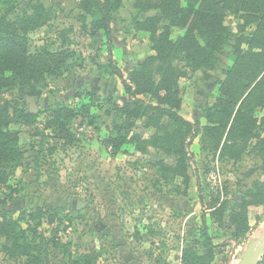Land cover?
<instances>
[{
    "label": "rangeland",
    "instance_id": "rangeland-1",
    "mask_svg": "<svg viewBox=\"0 0 264 264\" xmlns=\"http://www.w3.org/2000/svg\"><path fill=\"white\" fill-rule=\"evenodd\" d=\"M4 1L9 3L2 8L12 6L17 14L31 12L30 6L37 3L49 9L50 22L29 35L30 50L61 52L67 62L62 74L48 76L40 96H23L19 89L2 91L4 98L36 117L33 124L8 127L21 137L24 160L9 179L11 188L0 192L6 199L0 214L13 220L23 216L19 223L27 228L24 212L56 209L54 225L46 215L38 232L50 236L43 231L57 226L61 242L73 256L95 252L100 255L97 264H185L186 249L208 252L201 244L204 230L216 246L206 264H240L248 244L264 232V194L253 189L255 183H264V141L260 142L264 110L257 112L256 132L262 138L253 136L238 158L221 152L226 137L214 150L207 128L223 118L216 112L224 108L222 82L235 66L237 37L251 38L257 23L244 26L243 18L227 12L224 24L233 38L216 53L213 68L194 70L184 54L173 55L166 63V52L162 49L160 54L156 47L164 31L176 42L186 28L172 24L168 16L162 18L159 9L138 8V0H123L111 13L110 40L97 27L98 10L86 9V0ZM152 17L160 20L153 24L158 27L156 35L141 27ZM241 48L250 50L248 43ZM113 63L133 88L136 70L143 69L157 82L162 67L170 66L177 76L179 106L174 110L190 126L154 111L138 117L115 112L117 105L128 102V94ZM137 96L159 104L151 94ZM57 105L77 111L68 125L69 140L58 138L46 126ZM116 120L124 126L120 146L111 141L117 136ZM182 142L186 176L174 167ZM163 163L174 168L166 173ZM244 199L249 202L246 209L240 207ZM236 211L242 216L234 223ZM59 217L65 220L60 223ZM236 232L245 233L236 238ZM4 244L0 236V264H25V258H11ZM62 251L50 250V264H68ZM257 264H264V254Z\"/></svg>",
    "mask_w": 264,
    "mask_h": 264
},
{
    "label": "trees",
    "instance_id": "trees-1",
    "mask_svg": "<svg viewBox=\"0 0 264 264\" xmlns=\"http://www.w3.org/2000/svg\"><path fill=\"white\" fill-rule=\"evenodd\" d=\"M86 1L88 6L86 9L98 10L100 19L97 27L104 29L110 40L111 13L120 7L123 0ZM8 3L0 0V192L5 188H11L9 179L16 173L17 168L21 167L24 160L21 137L8 127L13 123L33 124L36 117L25 108H20L4 98L2 91L19 89L23 96H40L47 85L48 76L62 74L67 62L61 52L54 53L43 47L37 48L34 52L30 50L29 35L50 22L49 9L42 3H37L30 6L31 12L24 11L22 14H17L12 6L8 9L2 8V5L5 7ZM137 6L140 9H159L162 18L168 16L172 24L186 28L185 35L176 42L169 40V32L164 31L158 36L156 47L160 54L162 49L166 52L165 57H168L166 63L171 56L184 54L194 70L213 68L216 64V53L233 38L234 33L224 24L227 12L230 11L243 18L244 26L257 23V29L251 38L242 35L237 37L236 63L222 82L221 105H224V108L216 112L223 118L218 125L207 128V135L213 142L214 150L220 148L226 137L221 152L232 158H238L241 152L246 150L253 136L262 138V135L256 131L257 112L259 109L264 110V0H138ZM158 21L160 22L158 17L148 18L141 23V27L144 26V29L153 31L152 33L156 35L158 27L153 24ZM244 43L249 44L250 50H242ZM165 65L157 82L144 73L143 69L136 70L133 77L135 88H133L124 79L118 66L113 63L114 73L122 80L128 94V102L122 106L117 105L115 112L125 117H138L140 114L154 111L179 125L190 126V123L174 110L179 106L177 76L170 66ZM262 74L263 76L235 111L244 94ZM138 94H151L159 104H149L139 98ZM76 113L75 109L57 105L53 108L46 126L53 128L58 138L69 140L71 133L68 125ZM232 117L233 121L230 122ZM118 123L119 121L116 120L114 125L117 136L111 141L117 140V146H120L124 138L122 135L124 126ZM229 123L231 125L228 128ZM262 141L264 138L260 140ZM184 146L185 143L181 144V155L174 165L176 172H180L182 176H186ZM163 166L166 173L171 171L169 168L171 166L167 167L164 163ZM254 185L253 189H259L258 195L264 194V183ZM249 195L255 196L251 192ZM5 202L6 199L0 195V204ZM247 205L249 202L245 199L240 203L243 209H246ZM52 212L56 216L59 215L56 209L45 211L37 208L24 212V219L28 220L27 228H23L19 223L23 216L19 220H13L6 213L0 214V236L5 238L4 249L10 257L25 258V264H50V250L54 248L63 249L62 253L65 254L68 264H97L100 255L95 252L73 256L67 249L68 245L61 242L58 236L60 230L57 226L43 231L51 232L50 236L38 232L46 215L49 216L48 223L54 225L55 214ZM232 216V220L236 223L241 218L242 212L236 211ZM36 219L39 220L34 224L33 221ZM64 220V217L58 218L60 223ZM244 233L236 232L234 236L240 238ZM201 244L208 252L202 254L198 249H186L185 264H206L210 261L216 246L207 230L203 232Z\"/></svg>",
    "mask_w": 264,
    "mask_h": 264
},
{
    "label": "water",
    "instance_id": "water-1",
    "mask_svg": "<svg viewBox=\"0 0 264 264\" xmlns=\"http://www.w3.org/2000/svg\"><path fill=\"white\" fill-rule=\"evenodd\" d=\"M264 254V233L257 239L251 241L242 254L240 264H257Z\"/></svg>",
    "mask_w": 264,
    "mask_h": 264
},
{
    "label": "bare ground",
    "instance_id": "bare-ground-1",
    "mask_svg": "<svg viewBox=\"0 0 264 264\" xmlns=\"http://www.w3.org/2000/svg\"><path fill=\"white\" fill-rule=\"evenodd\" d=\"M263 233H264V232H263ZM263 233H262V234H263ZM262 234H261V235H262ZM261 235H260V236H261ZM260 236H259V237H260ZM259 237H258V238H259Z\"/></svg>",
    "mask_w": 264,
    "mask_h": 264
}]
</instances>
